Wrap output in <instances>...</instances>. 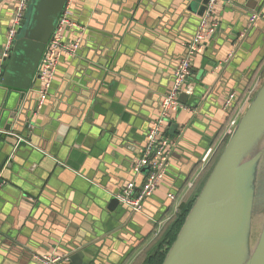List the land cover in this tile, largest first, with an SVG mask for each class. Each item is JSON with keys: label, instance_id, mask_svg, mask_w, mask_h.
I'll return each mask as SVG.
<instances>
[{"label": "crops", "instance_id": "crops-1", "mask_svg": "<svg viewBox=\"0 0 264 264\" xmlns=\"http://www.w3.org/2000/svg\"><path fill=\"white\" fill-rule=\"evenodd\" d=\"M202 1L72 0L84 40L61 62L44 109L21 132L15 129L32 119L35 91L19 106L23 122L11 133L25 143L3 140L11 121L0 123V264H41L40 255L91 247V264H143L155 251L161 231L228 145L229 125L248 109L264 73V0L220 1L219 29L193 60L194 95H183L166 122L177 142L166 179L143 214L120 204L109 211L114 195L145 179L132 169L199 26ZM14 2L0 0V51ZM3 96L0 90V107Z\"/></svg>", "mask_w": 264, "mask_h": 264}, {"label": "water", "instance_id": "water-1", "mask_svg": "<svg viewBox=\"0 0 264 264\" xmlns=\"http://www.w3.org/2000/svg\"><path fill=\"white\" fill-rule=\"evenodd\" d=\"M67 1L68 0H31L25 17L18 30L17 39L14 43L10 56L2 61L0 60V90H3L4 95L2 99L3 102L0 107V123L4 120L11 121V124L8 123L7 127H4L6 132L2 135L3 140H5L6 137H9L16 139V142L21 140V143H25L23 138L11 133L12 124L15 121H19V124L21 125V122H23L22 119H18L19 106L25 101L28 94L34 90V86L38 79L36 74L41 58L52 38L56 24L64 10ZM208 2L209 0L202 1V5L197 12L200 17L204 15ZM27 14H29V17H27ZM2 55L3 49L0 51V59L2 58ZM263 99L264 87L258 91L254 100L248 107L249 112L247 116L242 117L239 121V124L236 126L233 134L231 135L228 146L226 147L217 167L215 168V171L209 178L202 193L198 197L191 214L186 220V223L184 224L174 245L169 250L163 264H188V261L192 257L194 251L199 246H201L205 240L213 236L215 231V236L217 237L221 228L224 229L225 225L229 224L228 221H224L223 223V219H231L234 214L233 212H236L238 200L242 193L243 187H250L251 180L256 172L257 159L263 150L256 158H254V160L251 161L252 163L248 167L245 179L238 187L235 194H231L233 192L232 190L230 195L226 197L225 201L221 203L220 210L218 211L219 213L213 218H210L211 215H206L204 218L205 223L204 221L202 223L199 222L200 225H198V231L193 236V238L189 236V232L193 227L195 213L202 205L206 196L209 195V192L211 191L215 181L222 174L223 170L231 169L233 167L241 147L249 138V133L256 120V117L254 118V116L257 113L258 105ZM23 109L26 108L23 107ZM31 111L33 115L32 119L24 121V125L21 129H15L17 132L24 131L31 126V121L37 114V104L35 109H32ZM263 123L264 117L260 122L257 123L255 130H253L256 131L261 129V125ZM146 171H148V169H145V172ZM232 185L234 188V186H236V181H232ZM254 186L251 185V187ZM251 190H254V188ZM118 207L119 201L113 196L109 203V211L114 212ZM202 217L203 216H201V218ZM92 250L93 247L80 249L70 253V255H68L69 261L72 264H84V261L86 262V260H88L86 263L91 264V261H89V255H91ZM249 264H264V231L260 243L257 249L254 251Z\"/></svg>", "mask_w": 264, "mask_h": 264}, {"label": "built area", "instance_id": "built-area-1", "mask_svg": "<svg viewBox=\"0 0 264 264\" xmlns=\"http://www.w3.org/2000/svg\"><path fill=\"white\" fill-rule=\"evenodd\" d=\"M220 1L223 0H209L193 38L185 45L186 54L184 58L178 61L172 71L171 87L163 95L158 114L149 126L142 154L138 157L132 169L134 176H140L145 173V169H148L143 183L138 186L134 178L114 195L119 204L133 214H143L146 201L154 196L167 177L170 168V156L177 147V142L168 136L166 122L172 112L182 107L178 100L181 94L194 95L195 87L190 82L193 76V60L205 53L209 40L219 29L220 24L216 16V5ZM30 2L31 0H15L14 2L13 18L7 31L1 61L8 58L12 52L18 30ZM258 18L259 15L257 14L250 17V24L241 36L242 39H245L246 34ZM73 32L77 34L70 36ZM84 32L85 27L76 19L72 0H68L37 70L38 79L34 86V91L37 94V113L45 107L61 62L65 58L72 57L78 53L84 40ZM67 33L69 34L67 35ZM227 62H229V59H227ZM234 100L235 95L230 96L227 107L231 106ZM236 124L237 121L233 120L229 125L228 132L231 133ZM210 153L211 150L206 154L204 161L207 160ZM168 197L172 201L176 199L172 193H169ZM38 258L41 264H71L68 257L55 254H44L38 256Z\"/></svg>", "mask_w": 264, "mask_h": 264}, {"label": "rangeland", "instance_id": "rangeland-1", "mask_svg": "<svg viewBox=\"0 0 264 264\" xmlns=\"http://www.w3.org/2000/svg\"><path fill=\"white\" fill-rule=\"evenodd\" d=\"M27 15V17H29V14ZM263 87L264 73L261 78L259 91ZM183 95L185 96L184 93L179 96V101ZM248 110L249 108L245 110L241 118L247 116ZM239 121L236 126L239 124ZM236 126L232 129L231 133H227V138L231 137ZM227 146L228 145H226V147ZM261 151L262 153L256 162V172L251 180V185L255 186L251 187L250 185V187H243L236 212H233L234 214L231 219H223V223L224 221H228L229 224H226L224 229L221 228L217 237L215 236V231L213 236L205 240L202 245L194 251L188 264H249L264 231V144L260 147L258 155ZM222 155L216 162L209 178L215 171ZM216 156L211 160V164L214 162ZM252 188H254V190H251ZM212 210L211 213L213 214H210V218L218 214L220 208Z\"/></svg>", "mask_w": 264, "mask_h": 264}, {"label": "bare ground", "instance_id": "bare-ground-1", "mask_svg": "<svg viewBox=\"0 0 264 264\" xmlns=\"http://www.w3.org/2000/svg\"><path fill=\"white\" fill-rule=\"evenodd\" d=\"M255 117V126H252L249 133V138L241 147L239 154L235 159L233 167L231 169L223 170L222 174L215 181L211 191L209 192V195L206 196L202 205L195 213L193 227L189 232V236L191 238H193V236L197 233L199 227L198 225H200L199 222L202 223L205 220V216H209L211 211H213L212 209L216 210L217 207L219 209L221 203L225 201L226 197L230 195L232 190L233 192L231 194H235L236 190L245 179L248 167L252 163L251 161L257 157L260 147L264 144V123L261 125V129L254 131L257 123L260 122L264 117V99L258 105V110L254 118ZM232 181H236V186H234V188L232 185ZM201 216L203 217L201 218Z\"/></svg>", "mask_w": 264, "mask_h": 264}, {"label": "trees", "instance_id": "trees-1", "mask_svg": "<svg viewBox=\"0 0 264 264\" xmlns=\"http://www.w3.org/2000/svg\"><path fill=\"white\" fill-rule=\"evenodd\" d=\"M229 138V137H228ZM228 139L224 142L220 151L218 152L214 162L210 164L208 170L205 173L204 180L199 184V186L193 190L187 198L179 206L177 214L170 220V222L164 227L161 231L156 249L153 253L149 254L144 260L143 264H163L169 250L174 245L175 241L178 238L188 216L190 215L193 207L195 206L201 190L205 186L211 172L213 171L216 162L222 155Z\"/></svg>", "mask_w": 264, "mask_h": 264}]
</instances>
